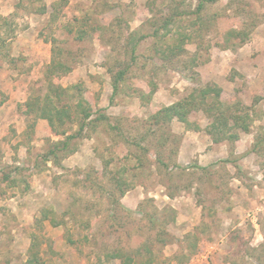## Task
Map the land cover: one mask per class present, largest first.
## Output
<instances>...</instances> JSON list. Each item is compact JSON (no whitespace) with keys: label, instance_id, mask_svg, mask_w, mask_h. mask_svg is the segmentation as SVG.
Listing matches in <instances>:
<instances>
[{"label":"rangeland","instance_id":"1","mask_svg":"<svg viewBox=\"0 0 264 264\" xmlns=\"http://www.w3.org/2000/svg\"><path fill=\"white\" fill-rule=\"evenodd\" d=\"M201 1L0 0L8 20L0 41V264H28L34 234L45 264H121L106 261L114 253L143 264L148 249L151 264H264V0L206 5L205 25L195 27L198 38L187 46L199 53L198 72L156 57L151 37L135 63L126 48L131 33L150 35L152 22L176 4L194 14ZM193 14L186 25L196 21ZM87 19L86 27L103 30L80 41L77 30ZM233 31L240 36L227 42ZM53 39L72 67L56 82L79 86L109 117L58 160L48 152L64 138L25 107L30 96L47 93ZM128 68L112 99L113 76ZM190 78L216 84L226 102L240 103L250 113V132L214 144L203 112L190 117L199 133L177 121L154 126V113L192 92Z\"/></svg>","mask_w":264,"mask_h":264},{"label":"trees","instance_id":"2","mask_svg":"<svg viewBox=\"0 0 264 264\" xmlns=\"http://www.w3.org/2000/svg\"><path fill=\"white\" fill-rule=\"evenodd\" d=\"M219 0H204L201 1L196 11L193 13L182 11L179 3L172 9L170 13L162 14L158 20L152 22V33L150 35L139 34L138 32L131 33L127 38L126 48L131 55L132 63L137 61L136 55L138 48L143 40L149 37L154 39V45L151 49L153 54L163 61L172 63L173 60H181L183 69L185 71H191L195 73V69L199 67V53L192 55L187 46L195 43L198 38V31L195 27L203 28L205 23H202V14L207 4L217 3ZM56 5H52L51 22L54 23L58 20V16L55 9ZM42 14L47 13V8L41 9ZM190 14L197 15L196 21H192L189 25L184 23V18L190 16ZM7 19L0 14V41H2V23L7 24ZM78 23V20H74L69 24L67 28L69 33H73ZM90 21L87 19L84 24L77 30L78 40H84L90 35L89 30L94 32H100L102 27L91 28ZM4 36V35H3ZM240 36L235 31L228 35L227 42L230 39ZM48 42V40H47ZM52 59L51 63L47 66L45 71V86L47 93L44 96H30L25 103L26 114L35 116L36 119L45 120L48 122L51 132L55 136L63 137L64 139L56 142L54 147L48 152L47 158L53 157L58 160L60 154L62 158H67L75 152L72 147L73 141L83 137L86 130H94L101 122L109 120L107 115H101L102 110H95L92 105V98L89 93H84V90L77 86L72 85L64 87L56 82V79L67 76L72 72V67L69 66L61 57L63 50L59 49L55 44L56 39L52 41ZM4 41L2 42V44ZM1 44V45H2ZM55 44V45H54ZM221 47L220 45H215ZM191 56L188 61H182L184 57ZM128 70H122L113 76L112 87L114 99L120 92L121 82L124 81L128 75ZM235 80L237 76L233 72L230 77ZM190 81L195 86L192 92L188 94L182 100L170 105L165 106L152 115L154 126H160L163 124H170L175 121L183 124L187 132L199 133L202 131L201 127L190 120L193 113L203 112L209 119V126L206 132L212 137L214 144H221L223 142H238L240 140V133L250 132V113L243 112L240 103H229L223 99V90L216 84H207V86L200 85V81L190 78ZM198 81V82H197ZM97 102H93V104ZM112 103V101H111ZM76 128L74 133H70L72 129ZM112 128V127H111ZM51 161V159L49 160ZM54 162V161H53ZM226 163L235 164L234 161L226 160ZM55 163V162H54ZM26 184L25 190L29 189V185L25 180L11 179L13 186L19 182ZM46 212V211H45ZM44 214V211H43ZM46 220V216L43 215L42 221ZM60 224L54 223V227H58ZM190 237H194L191 235ZM70 244H74V241L70 240ZM41 240L38 235L32 236V244L30 252L28 254V264H45L41 258L40 253ZM198 244L191 243L189 247V254H196ZM147 258H149L143 264H151L153 261L152 251L148 249L146 252ZM149 254V255H148ZM119 260L121 264H139L133 259L122 256L120 253H114L107 255L106 261ZM98 264H103L99 260ZM141 264V263H140Z\"/></svg>","mask_w":264,"mask_h":264},{"label":"crops","instance_id":"3","mask_svg":"<svg viewBox=\"0 0 264 264\" xmlns=\"http://www.w3.org/2000/svg\"><path fill=\"white\" fill-rule=\"evenodd\" d=\"M201 66H202V64H200L199 67L195 69V71L198 72V69H199Z\"/></svg>","mask_w":264,"mask_h":264}]
</instances>
